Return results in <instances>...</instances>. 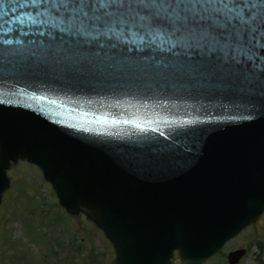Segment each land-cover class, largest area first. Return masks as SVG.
Masks as SVG:
<instances>
[{"label":"water","instance_id":"water-1","mask_svg":"<svg viewBox=\"0 0 264 264\" xmlns=\"http://www.w3.org/2000/svg\"><path fill=\"white\" fill-rule=\"evenodd\" d=\"M7 5L0 25L14 19ZM5 31L0 41L19 36ZM20 38L0 49L47 43ZM76 40L64 47L92 63L0 56V100L12 101L0 104V203L6 172L27 161L69 215L83 212L103 232L111 264H172L174 252L175 264L205 263L264 212V74L245 78L217 59L187 75L173 67L178 50ZM118 59L123 69L109 67Z\"/></svg>","mask_w":264,"mask_h":264},{"label":"snow or ice","instance_id":"snow-or-ice-1","mask_svg":"<svg viewBox=\"0 0 264 264\" xmlns=\"http://www.w3.org/2000/svg\"><path fill=\"white\" fill-rule=\"evenodd\" d=\"M7 7L14 19L5 20L0 28H6L5 35L16 32L19 36L0 44L24 45L20 37L29 33L47 43L29 40L28 45L38 47L0 49L4 58L23 62L75 56L77 62L92 63L95 57L64 47L70 37L79 38L77 44H97L117 52L124 48L178 50L173 67L187 75L210 70L217 59L239 69L245 78L264 74V64L257 63L264 49V0H8ZM7 16L4 12L0 19ZM213 55L215 59L207 63ZM197 56L205 63L197 61ZM125 64L118 59L109 67L119 70ZM3 103L12 101L0 100Z\"/></svg>","mask_w":264,"mask_h":264},{"label":"rangeland","instance_id":"rangeland-1","mask_svg":"<svg viewBox=\"0 0 264 264\" xmlns=\"http://www.w3.org/2000/svg\"><path fill=\"white\" fill-rule=\"evenodd\" d=\"M7 176L10 187L0 204L1 264L111 263L109 241L83 214L66 215L36 167L19 162ZM255 240H261V250ZM241 250L236 264H264V213L205 264H228L227 255Z\"/></svg>","mask_w":264,"mask_h":264},{"label":"trees","instance_id":"trees-1","mask_svg":"<svg viewBox=\"0 0 264 264\" xmlns=\"http://www.w3.org/2000/svg\"><path fill=\"white\" fill-rule=\"evenodd\" d=\"M255 244H257V245H258V249L261 250V248H262V247H261V242L257 240V241L255 242ZM13 264H14V262H13Z\"/></svg>","mask_w":264,"mask_h":264}]
</instances>
